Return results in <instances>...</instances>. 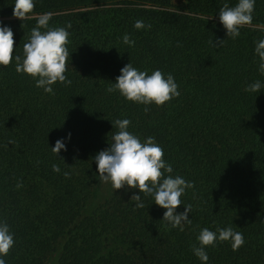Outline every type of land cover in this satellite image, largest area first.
<instances>
[{"label": "trees", "instance_id": "16d2710c", "mask_svg": "<svg viewBox=\"0 0 264 264\" xmlns=\"http://www.w3.org/2000/svg\"><path fill=\"white\" fill-rule=\"evenodd\" d=\"M14 2L0 0V22L22 56L36 19L13 17ZM225 3L237 0H36L33 12H52L51 26L71 24L72 83L57 82L49 94L15 61L0 66V220L15 239L7 264H47L55 255L57 264H201L192 251L200 230L228 226L245 243L207 246V264H264V88L245 90L264 83L253 51L264 38V0L235 39L218 19ZM137 20L151 27L137 30ZM129 62L171 73L180 95L157 106L108 92ZM124 118L141 140L155 137L172 175L193 182L181 197L192 206L183 231L162 220L165 209L150 195L134 207L138 189L113 188L94 206L102 181L93 157L118 131L111 122ZM69 132L56 155L51 147Z\"/></svg>", "mask_w": 264, "mask_h": 264}, {"label": "clouds", "instance_id": "9594fccd", "mask_svg": "<svg viewBox=\"0 0 264 264\" xmlns=\"http://www.w3.org/2000/svg\"><path fill=\"white\" fill-rule=\"evenodd\" d=\"M36 0H15L13 4V17L21 20L36 19L29 34L27 42L23 45V55L15 53L14 34L12 29L0 22V66H8L15 61V69L18 73L30 75L35 80V85L42 88L44 92L54 94L52 85L57 82L70 85L68 79V58L70 52L67 45L70 43L71 33L68 29L71 24L63 27L50 25L52 12L41 13L38 16L33 12ZM256 0H237L234 6L225 3L218 10L220 24L226 29V36L235 39L240 35L241 27L249 25L253 19ZM211 17H208L209 19ZM143 20H137L134 28L137 30L150 28ZM43 29V30H42ZM123 43L134 45L128 34L123 35ZM213 47H220L224 40H217ZM17 48V47H16ZM15 48V49H16ZM254 55L259 58V71L264 74V38L255 42ZM264 88L260 80L249 84L246 91L259 92ZM108 92L118 91L125 99L144 105H164L165 102L178 97V84L171 73H164L160 69L152 71L140 70L131 62L120 69V75L116 77L107 89ZM148 109L145 108V111ZM118 131L113 133L109 147L99 151L94 157L97 173L100 180L110 183L115 190L138 189L130 200L134 201V207L143 208L144 202L141 194L150 195L154 203L165 209L163 218L172 228L184 230L185 224H191L189 213L192 206L184 204L181 197L186 189L193 187V182L186 180L181 175H172L173 167L164 157L163 148L156 142L155 137L141 138L128 130L131 120L128 118L116 119L111 122ZM71 139V133L57 139L52 151L58 155L61 150L66 149V140ZM52 170L59 173V165L53 164ZM65 177L68 172L63 173ZM167 174V175H166ZM19 186V185H18ZM184 205L182 212H177V207ZM198 246H193V254L207 264V246H215L216 243L230 241L233 250H237L244 243V235L231 226L217 227L215 230L202 228L196 237ZM14 233L10 231L9 225L0 220V264H7L5 256L14 247Z\"/></svg>", "mask_w": 264, "mask_h": 264}, {"label": "rangeland", "instance_id": "374dc122", "mask_svg": "<svg viewBox=\"0 0 264 264\" xmlns=\"http://www.w3.org/2000/svg\"><path fill=\"white\" fill-rule=\"evenodd\" d=\"M112 186L110 183H104L102 182L101 187L99 189V197L94 200V206L97 205L100 200H103L104 198L108 197L112 192ZM57 255H55L53 258L50 259V261L47 264H57Z\"/></svg>", "mask_w": 264, "mask_h": 264}]
</instances>
